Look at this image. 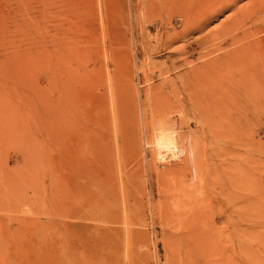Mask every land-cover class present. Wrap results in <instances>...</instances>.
I'll list each match as a JSON object with an SVG mask.
<instances>
[{"label":"rangeland","instance_id":"374dc122","mask_svg":"<svg viewBox=\"0 0 264 264\" xmlns=\"http://www.w3.org/2000/svg\"><path fill=\"white\" fill-rule=\"evenodd\" d=\"M180 1L199 32L173 39L162 0H0V264H264V0ZM89 79L101 103L46 140ZM166 123L177 164L152 148Z\"/></svg>","mask_w":264,"mask_h":264},{"label":"bare ground","instance_id":"6f19581e","mask_svg":"<svg viewBox=\"0 0 264 264\" xmlns=\"http://www.w3.org/2000/svg\"><path fill=\"white\" fill-rule=\"evenodd\" d=\"M162 4H161V6H165L166 8H168V9H170V13H173L174 14V17L176 16V17H178L179 18V23H181V25H182V27H183V31H181V32H179V33H177L174 37H173V39H177V38H184L185 36L187 37V33L189 32L188 31V28L190 27V26H197L196 27V32H199V26H198V22H196V23H193V19L191 20L190 19V12H188L187 11V8H186V3H184L183 1H180V0H162ZM154 7V6H153ZM159 11V10H158ZM157 11V13H159ZM164 12H166L165 10H163ZM169 11V10H168ZM154 12V11H153ZM156 12V11H155ZM154 12V13H155ZM168 14V13H167ZM154 15H156V14H154ZM158 16V15H157ZM167 15H165V17H166ZM191 17H193L192 15H191ZM155 19H158V18H155ZM166 19V18H165ZM154 21V20H153ZM159 21V20H158ZM191 21V22H190ZM159 23H161V22H159ZM156 24V23H155ZM157 24H158V22H157ZM157 29V28H156ZM168 37V36H167ZM217 36L216 35H213V33L212 32H210L209 34H208V36H204V37H200L199 39H195L193 42H187L186 43V45H184L183 46V44H182V46H181V48L179 49V50H177V54L176 55H180V57L181 56H184L185 55V52L188 50V49H190V48H192V49H201V47L205 44V45H207L209 42H216V40H217ZM175 41V40H174ZM174 41H172V40H169V41H166V42H164L163 43V45H162V47L164 48V50H166V49H170L171 48V46L173 45V42ZM200 58H201V56H200ZM199 58V59H200ZM196 65H197V63H196ZM232 66L233 65H231V68H232ZM235 66V65H234ZM178 70V69H177ZM206 70V69H205ZM236 70V69H235ZM237 71V70H236ZM199 72V71H198ZM197 71H193V75H194V79H193V84L192 85H189L188 87H187V91H188V95L190 96V98L192 99V98H194L200 105H202V102H201V95H200V89H201V82H202V79H201V77L199 78V75H200V72L198 73ZM63 73V72H62ZM191 74V73H190ZM204 75H205V73H204ZM203 75V76H204ZM245 75V74H244ZM202 76V77H203ZM193 77V76H192ZM67 79V78H66ZM71 79V78H70ZM187 79V78H186ZM204 79V78H203ZM208 79V78H207ZM214 80V79H213ZM218 80V79H217ZM241 80H243L242 78H241ZM188 81V80H187ZM247 81V80H246ZM88 84H87V89H85L84 87L86 86H80V87H82L83 89H85L86 90V94L83 92V94H85L84 96H85V100H87V101H89V103L88 102H86V103H88V104H90V105H88V106H90V108H88V109H86V110H84L83 109V111L82 112H77L76 113V111H75V113H73V111L72 110H70L69 112H67L68 114H66V112H65V114H64V110H58L57 108H56V110H53V113L51 114L52 116H53V120H50V118L49 117H51L50 115H49V112H48V110L47 109H44V114H43V120H42V122H41V124H40V126H41V134L44 136V137H46V140H48L49 138H51V137H53V139H54V137L56 136L57 137V135H65V136H68V135H71L72 133H74L73 132V129H75V125H74V123H75V121L78 119V118H80V117H82V118H84L85 117V115L87 116V115H92V112H91V114L89 113L90 111H91V109H92V107H93V105L95 106L98 102H100L101 103V98H98L95 94H94V92H95V90L97 91V89H100V87H99V84H96V82L95 81H93L92 79H89L88 81ZM190 81H188V83H189ZM212 82H215V81H212ZM242 82V81H241ZM204 83V82H203ZM67 84V83H66ZM216 84V83H215ZM84 85V84H83ZM239 85V84H238ZM240 85H242V84H240ZM247 84L245 83V86H246ZM68 86V85H67ZM208 86H209V84H208ZM74 87V86H73ZM247 87V86H246ZM102 88V87H101ZM210 88V87H209ZM217 88H219V87H217ZM220 88H222V87H220ZM223 88H226V87H223ZM222 88V89H223ZM59 89V88H58ZM81 89V88H80ZM82 89V90H83ZM258 89V91H260V89L259 88H257ZM57 90V89H56ZM81 90V91H82ZM216 90H218V89H216ZM235 90V89H234ZM74 91H76V90H74ZM220 91V90H219ZM222 91V90H221ZM220 91V93H221V95H222V92ZM227 91V90H226ZM237 91V90H236ZM251 91V90H250ZM249 91V89L248 88H245V89H243V90H240L239 92H237L236 94H235V91H234V93L233 94H235V96H241V95H243V97L244 96H248V95H250V92ZM228 92V91H227ZM250 92V93H249ZM253 92V91H252ZM225 95H226V92H223ZM229 93V92H228ZM256 93V92H255ZM82 94V95H83ZM230 94H232V93H230ZM230 94H229V96H230ZM259 94H261V92H259ZM73 95V94H72ZM79 95V94H78ZM252 95H255L254 93L253 94H251V96ZM263 95V94H262ZM261 95V96H262ZM81 96V95H80ZM79 96V97H80ZM211 96V98H213L212 97V95H210ZM260 96V95H259ZM223 97H225L224 95H223ZM227 97V96H226ZM73 98V97H72ZM71 98V99H72ZM217 98V97H216ZM222 98V97H221ZM232 98H233V96H232ZM215 99V98H214ZM226 99V98H225ZM231 99V98H230ZM204 100V99H203ZM73 101V100H72ZM62 101H61V99H60V103H61ZM71 102V101H70ZM79 102V101H78ZM190 104V103H189ZM85 108V107H84ZM201 108H203V107H201ZM203 113V112H202ZM41 114V113H40ZM166 116V115H165ZM38 118V117H37ZM86 118H88V117H86ZM85 118V119H86ZM159 119V118H158ZM91 120V119H90ZM168 120V119H167ZM86 121V120H85ZM89 121V120H88ZM93 121V120H92ZM66 122H67V124H66ZM87 122V121H86ZM165 122V121H164ZM211 121H209V123H210ZM89 124H91L92 126H93V123H94V121H93V123H91L90 121L88 122ZM209 123H208V126H210L209 125ZM89 124H87L88 126H89ZM167 124V123H166ZM169 124V123H168ZM166 125L165 127H164V130H163V128L161 129V128H157V129H155L154 131H153V134H152V139H153V143H154V145H155V147H153L152 146V148L153 149H155V156H156V160L158 161V163H160L161 165H172V164H177L178 162H180V159H181V150L182 149H180L181 148V146H180V143H179V141H178V138H176V133H177V131H176V133H174V131H173V129L171 128V126H169V125ZM86 125V126H87ZM85 125L81 128L82 130H83V132H85L86 131V127ZM172 126H173V124H172ZM207 126V127H208ZM174 127V126H173ZM89 128V127H88ZM89 130V129H88ZM209 130V129H208ZM212 130H213V126H212ZM69 131H70V133H69ZM178 136V135H177ZM59 138V137H58ZM64 138V137H63ZM70 138H71V136H70ZM61 139V138H60ZM59 140V139H58ZM50 141V140H49ZM56 141H57V139H56ZM168 143H171L172 144V148H171V150L169 151V152H166V153H163V151H165L164 149H165V145H167ZM192 151H193V149H191ZM162 151V152H161ZM193 154V153H192ZM194 155H195V153H194ZM195 157V156H194ZM193 157V160L195 159ZM197 157V156H196ZM193 162V161H192ZM176 170V169H175ZM162 174V173H161ZM176 174V173H175ZM204 207V206H203ZM210 208V207H209ZM206 210H207V208H206ZM200 211V210H199ZM192 212V215H195L197 218H198V216H200L201 215V213L200 212H198V209H194V210H192L191 211ZM197 218H196V220H197ZM202 219V218H201ZM196 225L197 224H194L193 226H195L196 227ZM193 228L192 229V231L190 232V236H193V235H195V232H196V230H197V228ZM197 234H199V232H196ZM187 237V236H186ZM188 238V237H187ZM188 259H190V260H192V261H194V259H193V255H191V254H188Z\"/></svg>","mask_w":264,"mask_h":264}]
</instances>
